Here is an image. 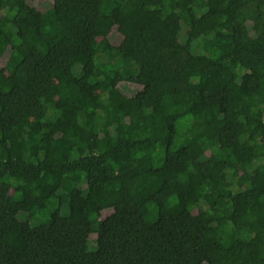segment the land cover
I'll return each instance as SVG.
<instances>
[{"label":"trees","instance_id":"trees-1","mask_svg":"<svg viewBox=\"0 0 264 264\" xmlns=\"http://www.w3.org/2000/svg\"><path fill=\"white\" fill-rule=\"evenodd\" d=\"M0 11V264H264V204L237 221L238 200L264 197V0ZM102 26L121 39L98 50Z\"/></svg>","mask_w":264,"mask_h":264},{"label":"rangeland","instance_id":"rangeland-1","mask_svg":"<svg viewBox=\"0 0 264 264\" xmlns=\"http://www.w3.org/2000/svg\"><path fill=\"white\" fill-rule=\"evenodd\" d=\"M3 15L0 11V18H2ZM101 35L97 38L96 41V48L98 50L101 49H106L109 45V42H117L121 39V36L115 29H111L108 26H102L100 27ZM204 31L203 28H185L184 29V35H189V36H198ZM242 41L244 43H248L249 41V35L245 27L242 28ZM21 51L26 54L29 51V46L28 45H23L20 47ZM9 53L10 49H5L2 46H0V68L3 66H6L9 60ZM62 77L59 75V79ZM2 77L0 76V81ZM16 79L19 83L20 86L26 84L28 82L27 78L23 75L18 74L16 76ZM129 95L134 96L135 102L138 103L139 105H143V97L144 94L136 87V86H125L123 88ZM81 96H85L84 94H81ZM261 102V97L260 96H254L246 100L245 105L249 106L252 104H257ZM28 125H31V121L27 122ZM103 142V140H101ZM236 154L239 158V160H242L246 156H248V152H245L239 148L236 149ZM242 183V178L238 177L236 181L230 180L229 185H231L234 188H237L240 186ZM11 193L10 188L7 185H0V203H4L7 198H9ZM264 204V197L255 203L253 199L248 198V199H240L238 200V215H237V221L239 223H244L247 221V219L250 216V212L253 208L255 207H262ZM72 211L75 214H79L83 212L85 215L90 214L92 211L89 207H86L84 210L81 209L79 202L77 199H74L73 202V208ZM16 226H20L19 222L15 223ZM90 250H94L96 248V244L93 242V239L91 238V243L89 245ZM176 264H202V259L198 254H184L182 256L177 257V263Z\"/></svg>","mask_w":264,"mask_h":264}]
</instances>
